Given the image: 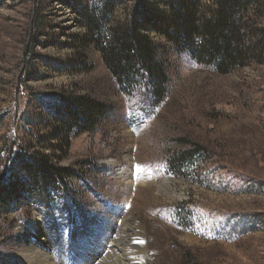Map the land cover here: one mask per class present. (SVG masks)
Segmentation results:
<instances>
[{
    "label": "rangeland",
    "instance_id": "1",
    "mask_svg": "<svg viewBox=\"0 0 264 264\" xmlns=\"http://www.w3.org/2000/svg\"><path fill=\"white\" fill-rule=\"evenodd\" d=\"M82 1L100 0H0V175L24 149L73 173L63 193L0 212V264H30L29 249L52 264H98L135 223L138 264H264V53L220 75L149 35L168 75L157 100L145 82L110 74L77 18ZM253 1L247 35L264 30V0ZM143 2L165 11L163 0ZM61 95L110 111L65 154L50 117Z\"/></svg>",
    "mask_w": 264,
    "mask_h": 264
},
{
    "label": "trees",
    "instance_id": "2",
    "mask_svg": "<svg viewBox=\"0 0 264 264\" xmlns=\"http://www.w3.org/2000/svg\"><path fill=\"white\" fill-rule=\"evenodd\" d=\"M209 1L211 8L204 10L202 0H163V14L148 10L143 0H100L93 5L82 1L75 12L88 42L115 80L129 86L137 80L145 82L158 100L165 93L168 75L158 47L150 41L154 33L177 53L188 54L196 64L220 75L260 62L264 30L247 35L244 25L256 2ZM129 2L133 5L126 11ZM119 8L123 14L117 15ZM58 101L50 117L52 138L62 154L69 149L72 135L92 132L110 114L89 97L61 95ZM200 150L182 152L177 162H190ZM58 159L35 150L17 152L11 162L14 170L0 175V212L13 208L21 198L42 202L51 193H63L73 173L58 167Z\"/></svg>",
    "mask_w": 264,
    "mask_h": 264
},
{
    "label": "bare ground",
    "instance_id": "3",
    "mask_svg": "<svg viewBox=\"0 0 264 264\" xmlns=\"http://www.w3.org/2000/svg\"><path fill=\"white\" fill-rule=\"evenodd\" d=\"M119 231V234L112 237L111 248L108 246L110 250L103 258L104 260H101L98 264H130L131 261L138 264L141 262L142 259L139 260L138 258L143 255L142 247L140 246L137 250V248H133L130 245V241L136 239L135 237L142 236V226L135 223L131 233L125 228ZM133 232L135 236H133ZM25 258L30 264H52L51 258L45 252L40 253L32 249L27 251V257Z\"/></svg>",
    "mask_w": 264,
    "mask_h": 264
}]
</instances>
